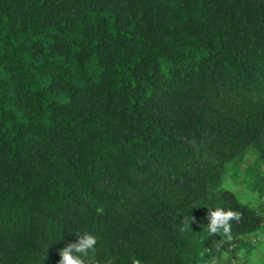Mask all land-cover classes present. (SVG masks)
Here are the masks:
<instances>
[{"label":"trees","instance_id":"1","mask_svg":"<svg viewBox=\"0 0 264 264\" xmlns=\"http://www.w3.org/2000/svg\"><path fill=\"white\" fill-rule=\"evenodd\" d=\"M239 170L264 199V0H0V264L248 256Z\"/></svg>","mask_w":264,"mask_h":264},{"label":"clouds","instance_id":"2","mask_svg":"<svg viewBox=\"0 0 264 264\" xmlns=\"http://www.w3.org/2000/svg\"><path fill=\"white\" fill-rule=\"evenodd\" d=\"M209 223L207 230L209 235H216L223 233L229 240L231 239V222L242 218L241 213L231 209L224 210L216 208L214 211H209ZM195 222V217L188 216L185 223L189 225ZM77 241L75 243H68L66 247L59 250L60 260L58 264H89L90 253L95 251L97 239L94 235L89 233L75 232Z\"/></svg>","mask_w":264,"mask_h":264},{"label":"rangeland","instance_id":"3","mask_svg":"<svg viewBox=\"0 0 264 264\" xmlns=\"http://www.w3.org/2000/svg\"><path fill=\"white\" fill-rule=\"evenodd\" d=\"M241 175V170L237 172V176L230 175L227 173L225 175L222 187L225 189L230 190L234 193V195L242 202L249 204L255 208L260 209L262 212H264V199H257V197L251 193L248 192V190L244 187V185L239 181V176ZM260 244L257 245L259 247ZM256 247V248H257ZM243 252H238L236 255L237 259H245ZM226 264H232L228 259L225 261Z\"/></svg>","mask_w":264,"mask_h":264},{"label":"crops","instance_id":"4","mask_svg":"<svg viewBox=\"0 0 264 264\" xmlns=\"http://www.w3.org/2000/svg\"><path fill=\"white\" fill-rule=\"evenodd\" d=\"M229 260L232 264H242V259H235L231 261L227 255H223L216 259L213 264H226L225 261ZM245 264H264V242L259 247L252 250L247 257H245Z\"/></svg>","mask_w":264,"mask_h":264},{"label":"built area","instance_id":"5","mask_svg":"<svg viewBox=\"0 0 264 264\" xmlns=\"http://www.w3.org/2000/svg\"><path fill=\"white\" fill-rule=\"evenodd\" d=\"M249 242L253 245H258L264 242V228L260 232L252 235L249 238Z\"/></svg>","mask_w":264,"mask_h":264}]
</instances>
